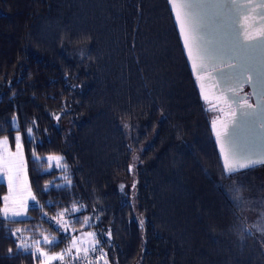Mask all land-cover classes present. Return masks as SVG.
Here are the masks:
<instances>
[{
	"label": "trees",
	"instance_id": "1",
	"mask_svg": "<svg viewBox=\"0 0 264 264\" xmlns=\"http://www.w3.org/2000/svg\"><path fill=\"white\" fill-rule=\"evenodd\" d=\"M205 106L168 0H0V139L21 137L36 197L0 219V264L80 231L112 233L109 264H264V165L227 173Z\"/></svg>",
	"mask_w": 264,
	"mask_h": 264
},
{
	"label": "water",
	"instance_id": "2",
	"mask_svg": "<svg viewBox=\"0 0 264 264\" xmlns=\"http://www.w3.org/2000/svg\"><path fill=\"white\" fill-rule=\"evenodd\" d=\"M169 7L176 23L172 5L169 4ZM192 13L199 24L197 35L200 44L207 51L211 63L218 68L212 74L214 83L206 86L204 90L208 100L204 99L200 82L192 71V62L188 59L177 23L176 29L199 97L203 101L216 102L205 106L206 111L221 104L218 99L220 95L225 100H231L229 97L233 95V89L242 78L238 72L230 74L228 65L242 63L248 68L244 79L248 81L245 84L250 87L254 103L246 112L235 111L229 117L233 121L225 129L223 151L221 144L217 142L213 121L210 122L211 135L224 170L233 174L264 165V38L259 35L264 30V0H210L193 8ZM216 127L221 128L218 121ZM226 156L230 161L235 157L248 166L229 172L225 167Z\"/></svg>",
	"mask_w": 264,
	"mask_h": 264
},
{
	"label": "snow or ice",
	"instance_id": "3",
	"mask_svg": "<svg viewBox=\"0 0 264 264\" xmlns=\"http://www.w3.org/2000/svg\"><path fill=\"white\" fill-rule=\"evenodd\" d=\"M169 4L172 5L173 11L175 12V20L177 25L179 26L180 30V36L183 40L184 48L188 53V59L192 62V71L196 75L197 81L200 82L202 95H204V99L208 100V96L205 94L204 90L206 86H209L211 83H214L212 81V74L218 70L216 65L211 63V61L208 58L207 51L201 46L200 40L198 38V31H199V24L196 20L195 16L192 13V9L203 5L205 3L210 2V0H168ZM260 38H264V30H261ZM233 59H236V57H233ZM229 73H235L238 72L240 77H242L237 86L233 89V95L229 97L233 101V104H236L238 106V110L242 113L246 112L248 109H251V105L248 104V98L246 96L240 95V88L247 83L248 81L244 79L247 76L248 68L242 64V63H235V64H229ZM222 105L226 106L227 112L229 114L233 113V107L232 104L228 103V100L224 99L223 95H220L218 97ZM243 101V103H240ZM225 107H219L217 109H214L215 111H218L220 115L217 116L215 120H213V130L216 133L217 142L221 144V151H223V143L222 139L226 136L225 129L227 128V121L228 117H224ZM222 117H224L222 119ZM59 119V117H56ZM217 121L220 122L221 128L217 129ZM28 134L31 135L32 129L29 128ZM20 141L21 137L17 135L15 137V142L17 145V150L15 153H11L7 149V138L0 140V173H3L8 178V190L9 195H5L3 197V201L5 202V206L0 209V213L3 214L0 219L9 217V214L11 217H21L26 215V212L28 210V204L27 200L31 199L32 201L36 200V197L32 195L30 188L27 185L26 180L21 179V173L24 168V162H23V156L20 152ZM48 161H55L56 167L67 172V164L63 161V157L61 156H48ZM248 165H246L244 162H240L236 160L235 157L232 158L230 161L229 158L225 157V167L229 172H233L239 168H244ZM65 181L67 183H70V179L65 176ZM124 186L121 185V188ZM135 187V184L132 186ZM47 190V189H45ZM22 193H27V195H22ZM9 201H11V206L9 205ZM35 208V205L32 206ZM72 212H78L82 211V206L80 208H77L75 205L71 209ZM65 213L60 212L57 213V217L59 218L58 228H65V226L69 223L67 220H63ZM13 222H19V221H13ZM83 225H87L88 227H92V224L90 223V218L85 216L83 221H79ZM139 226L142 228L144 225V220L140 218L138 220ZM20 231L19 229L17 230ZM88 237L91 238L92 246L88 249L84 250V256L79 257L81 259H84L85 264H91V261L89 259V253H96V259L102 260L103 264H109V261L107 259L106 253L103 251V247L105 245L110 246L111 241V235L112 233L109 231L107 233L108 239H99L96 238V233L88 232L86 233ZM68 239H71V244L69 247H67L64 250V253L57 254V255H47L44 251H42L39 247L35 246V242L33 245H26L23 241L18 244V250L20 251H29L31 249V254L34 256H37V258L43 257L42 260H40V264H50L53 260H63L64 255H68L71 259V253L72 249H76L77 253L80 252V249L77 247L79 243H81L79 237H66ZM45 244L55 245L58 243V241L53 237L52 239H49L48 237L44 238Z\"/></svg>",
	"mask_w": 264,
	"mask_h": 264
},
{
	"label": "rangeland",
	"instance_id": "4",
	"mask_svg": "<svg viewBox=\"0 0 264 264\" xmlns=\"http://www.w3.org/2000/svg\"><path fill=\"white\" fill-rule=\"evenodd\" d=\"M214 115H215L214 112L211 111V112H210V116L213 117ZM4 139H5V138H4ZM0 140H3V139H0ZM7 149H8L9 152H11V153H15L16 150H17V145H16V143H15L14 147L12 148V147H10V145H9V143H8V141H7ZM20 152H21V154H22V156H23V162H24V168H23L22 173H21V179H22V180H26V181H27V185H28V187H29V183H28V179H27V174H26L25 158H24V154H23V150H22L21 143H20ZM48 156H53V155H48ZM48 156H46V158H47ZM135 162H136V157L133 158V164H135ZM133 169H134V167H133ZM0 181H4V182L6 183V185H7V193H6V195H9V190H8V178H7V176H5L3 173H0ZM22 195H27V193H22ZM30 201H31V199H30ZM8 203H9V205H10V204H11V201H9ZM63 218H64V217H63ZM58 219H59V218L56 219V224H58V223H57ZM67 219H68V218H64L63 220H67ZM88 232H90V231H80V232H78L77 234H75V235L73 236V237H79L81 243H79V244L77 245V247L80 249V252H79V253H77V251H76L75 248L72 249V253H75V254H71V259H72V258H75V257H77V258H79V257H83V256H84V250H85V249H88V248H90V247L92 246L91 238L88 237V236L86 235V233H88ZM70 244H71V240L69 241L67 247H69ZM67 247H66V248H67ZM42 251H43V250H42ZM44 252H45L47 255H57V254H62V253H64V250H63V251H58V252H46V251H44ZM76 253H77V254H76ZM42 259H43V257H41V260H42ZM69 261H70L69 256L65 254L63 260H53V261L50 262V264H62L63 262H65V264H69ZM100 261H102V260H100ZM38 264H40V261H39ZM63 264H64V263H63Z\"/></svg>",
	"mask_w": 264,
	"mask_h": 264
},
{
	"label": "flooded vegetation",
	"instance_id": "5",
	"mask_svg": "<svg viewBox=\"0 0 264 264\" xmlns=\"http://www.w3.org/2000/svg\"><path fill=\"white\" fill-rule=\"evenodd\" d=\"M240 95L246 96V97L248 98V104L252 105V104L254 103V102H253L252 95H251L250 87H249L247 84H245V85L243 86V90L240 91ZM205 103H206V106H208V105H213V104H215L216 102H215V101H205ZM228 103H229V104H232V107H233V113H234L235 111H237V112L239 111V110H238V106H237L236 104H233V101H232V100H229ZM240 103H243V101H241ZM219 107H225V109H226V106H225V105H222V104L217 105V106L213 107L212 109H210V110L213 111L214 114H215L213 117L210 118V122L213 121V120H215V119L217 118V116L220 115V113H219L218 111H215V110H214V109H217V108H219ZM233 113H232V114H233ZM232 114H229V113L227 112V109H226L225 114H224V117H228L227 128L229 127V125H230V124L232 123V121H233V118H229ZM224 117H222V119H223ZM218 123H220V122L218 121Z\"/></svg>",
	"mask_w": 264,
	"mask_h": 264
},
{
	"label": "crops",
	"instance_id": "6",
	"mask_svg": "<svg viewBox=\"0 0 264 264\" xmlns=\"http://www.w3.org/2000/svg\"><path fill=\"white\" fill-rule=\"evenodd\" d=\"M30 188V187H29ZM31 191V190H30ZM6 195V194H5ZM4 195V196H5ZM3 196V197H4ZM29 203H30V199H28L27 200V204L29 205ZM5 206V202L3 201V205H2V208ZM10 206H11V204H10ZM3 215V214H2ZM26 215H24V216H21V217H11V215L9 214V217H6L7 219H22V218H24ZM71 254H75V253H71ZM77 254V253H76Z\"/></svg>",
	"mask_w": 264,
	"mask_h": 264
},
{
	"label": "built area",
	"instance_id": "7",
	"mask_svg": "<svg viewBox=\"0 0 264 264\" xmlns=\"http://www.w3.org/2000/svg\"><path fill=\"white\" fill-rule=\"evenodd\" d=\"M88 255H89V259H90V261L96 259V258H95V257H96V253H91V252H90Z\"/></svg>",
	"mask_w": 264,
	"mask_h": 264
}]
</instances>
